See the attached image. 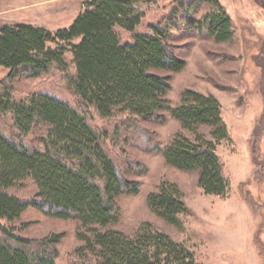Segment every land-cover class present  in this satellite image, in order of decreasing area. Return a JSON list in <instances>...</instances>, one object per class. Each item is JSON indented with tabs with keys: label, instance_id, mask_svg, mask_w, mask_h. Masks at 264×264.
I'll use <instances>...</instances> for the list:
<instances>
[{
	"label": "trees",
	"instance_id": "16d2710c",
	"mask_svg": "<svg viewBox=\"0 0 264 264\" xmlns=\"http://www.w3.org/2000/svg\"><path fill=\"white\" fill-rule=\"evenodd\" d=\"M137 2L89 0L71 27L56 32L26 24L0 27V69L10 72V84L58 71L78 99L73 106L45 91L16 98L11 85L1 86L0 113L11 117L17 136L6 135L0 127V219L12 224L33 207L55 219L77 221L82 245L71 264H197L191 250L150 223L141 224L133 235L112 228L120 219L118 198L138 195L139 183L122 176L104 146L105 136L89 123L83 108L105 120L125 116L132 124H164L169 113L182 132L166 147L156 148L166 163L197 173L206 195L222 197L230 188L217 154V146L231 139L222 106L215 96L194 90H185L178 106L170 105L171 77L161 73H180L187 63L172 54L166 31L151 26V33L136 32L143 21L134 8ZM179 4L187 22L191 12L208 7L202 21L190 24L216 43L233 40L232 20L220 0ZM120 31L132 39L123 41ZM202 128L209 130L210 139L200 133ZM36 130L42 149L25 141ZM250 148L257 165L260 148L256 143ZM27 179L37 187L34 200L9 193ZM147 204L178 229L183 225L180 217L190 212L178 187L168 182L149 194ZM1 231L0 264H56L62 235L30 241ZM258 247L264 258V245Z\"/></svg>",
	"mask_w": 264,
	"mask_h": 264
},
{
	"label": "rangeland",
	"instance_id": "374dc122",
	"mask_svg": "<svg viewBox=\"0 0 264 264\" xmlns=\"http://www.w3.org/2000/svg\"><path fill=\"white\" fill-rule=\"evenodd\" d=\"M88 1L0 0V27L26 24L56 32L71 27ZM137 1L134 8L143 21L136 32L151 33V26L166 31L172 54L187 63L180 73H161L171 77L167 94L170 105L178 106L183 92L194 90L215 96L222 106L231 139L217 146V154L230 188L222 197L206 195L198 185L197 173L182 172L166 163L156 148L166 147L182 132L169 113L164 114V124L141 120L132 124L125 116L105 120L94 110L83 108L89 123L105 136L104 146L122 176L139 183L138 195L118 198L120 219L112 228L133 235L141 224L150 223L191 250L197 264H264L258 247L264 245V0H220L234 29V38L228 43H216L206 31L190 24L202 21L209 13L206 6L191 12L187 22L177 9L183 0ZM120 33L123 41L132 39L131 34ZM9 73L0 69V90L2 85H11L16 98L45 91L78 106L77 97L58 71L40 79L20 78L12 84L7 81ZM0 127L6 135L17 136L9 115L0 113ZM200 133L210 139L207 128ZM40 137L41 132L36 130L25 141L42 149ZM255 143L260 148L257 165L250 148ZM163 182L176 185L190 209L189 214L180 217L181 229L159 219L148 207L149 194ZM9 193L32 201L37 187L27 179ZM2 228L30 241L62 235L56 264H71L74 251L82 245L77 237V221L55 219L33 207L12 224L0 219V239Z\"/></svg>",
	"mask_w": 264,
	"mask_h": 264
}]
</instances>
